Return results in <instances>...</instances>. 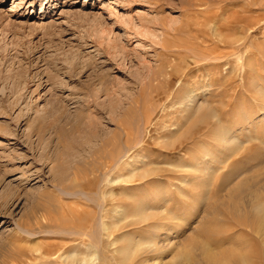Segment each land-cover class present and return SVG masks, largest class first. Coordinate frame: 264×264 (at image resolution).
Instances as JSON below:
<instances>
[{
  "label": "rangeland",
  "instance_id": "obj_1",
  "mask_svg": "<svg viewBox=\"0 0 264 264\" xmlns=\"http://www.w3.org/2000/svg\"><path fill=\"white\" fill-rule=\"evenodd\" d=\"M0 264H264V0H0Z\"/></svg>",
  "mask_w": 264,
  "mask_h": 264
},
{
  "label": "bare ground",
  "instance_id": "obj_2",
  "mask_svg": "<svg viewBox=\"0 0 264 264\" xmlns=\"http://www.w3.org/2000/svg\"><path fill=\"white\" fill-rule=\"evenodd\" d=\"M75 69V68H74ZM81 69V68H80ZM59 83V82H58ZM61 90V89H60ZM55 93V92H54ZM57 93V92H56ZM59 102V101H58ZM57 105V104H56ZM58 106V105H57ZM49 111H51V112H53V113H58V111H57V109L56 108H53V109H51V110H49ZM55 115V114H54Z\"/></svg>",
  "mask_w": 264,
  "mask_h": 264
}]
</instances>
